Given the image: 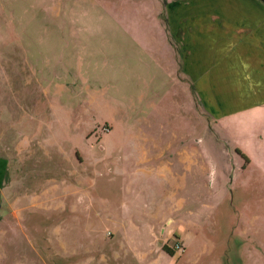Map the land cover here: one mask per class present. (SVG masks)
<instances>
[{
	"label": "rangeland",
	"instance_id": "1",
	"mask_svg": "<svg viewBox=\"0 0 264 264\" xmlns=\"http://www.w3.org/2000/svg\"><path fill=\"white\" fill-rule=\"evenodd\" d=\"M262 1L254 0L264 10ZM165 2L0 0V264H264V111L217 117L188 84L171 87L164 72L157 75L170 63L159 29ZM71 60L80 72L65 68ZM144 87L139 138L137 89ZM167 162L175 183L136 173ZM172 199L185 201L172 215L192 235L172 257L162 250L157 258L146 232L140 252H120L117 227L97 217L106 201L153 214ZM232 208L239 248L229 255L221 252ZM138 221L160 235L156 221ZM176 238L161 236L162 244L170 248ZM204 243L211 252L200 255Z\"/></svg>",
	"mask_w": 264,
	"mask_h": 264
},
{
	"label": "crops",
	"instance_id": "2",
	"mask_svg": "<svg viewBox=\"0 0 264 264\" xmlns=\"http://www.w3.org/2000/svg\"><path fill=\"white\" fill-rule=\"evenodd\" d=\"M225 1L226 3L223 4V0H213L210 6H206V4H202L204 0H166L163 12L161 13L166 15V21L159 23V29L161 30L162 37L167 41L170 63L166 64L164 68L159 65L156 68L158 69L157 75L162 76V72H164L165 75L163 77L165 80H169L171 87L188 84L189 95H197L204 109L213 111L220 118H227L233 115L238 116L245 113V111L248 112L253 109L259 110L262 108L264 111V20L261 22L253 20L255 19V13L264 16V10L257 7L254 0ZM262 3L264 6V1ZM253 13V17H250L249 15ZM207 14L211 16L210 19L206 17ZM54 29H57V25H54ZM250 30L254 31L249 33ZM71 61L66 63L65 68H71V70L74 69L80 72L79 69L75 68L73 60ZM61 62L55 59V68L53 70L62 76V71L66 69H64V65ZM224 63H230L229 68ZM59 65L61 68L57 69ZM210 67L212 72L208 76L206 75V71ZM248 74L252 76L251 81L247 78ZM77 76L89 77L86 73L85 75L77 73ZM257 76L261 79H254ZM185 78L188 80L187 82L184 80ZM181 81H184V83ZM251 83L252 86L250 88L249 84ZM253 86H256V88L254 89ZM190 87L193 88V92ZM258 91L259 94H257ZM137 92L138 97L136 102L141 106L142 113L139 118L141 120L137 122L136 135L141 138V136H145L143 125L147 122L144 110V102L146 101L145 87L144 90L143 88L137 89ZM212 96L214 103L210 101ZM249 98L251 99V104L249 105L253 106L250 107L248 104L242 106ZM255 103H261L262 106H259L260 108L254 107ZM177 154L181 155V153ZM252 154L254 157L251 154H246V156L243 154L247 159L246 161L260 158L258 152ZM163 155V152H156L154 158L160 159ZM262 156L264 157V154ZM0 159L2 160L1 157ZM1 163L4 164V162L0 161V166H3ZM170 163L167 162L166 165H158L148 170L137 169L136 173L154 174L160 180H164L165 176L169 175L166 181L175 183L176 169ZM259 165L264 167V162H260ZM2 182L3 178L0 181V195ZM184 204L185 201L180 199H172L170 204L167 201H161L156 206L157 210H154L152 214L144 208L139 209L136 203H134L131 210V208H128V204L123 201L112 203L106 201L104 204L106 211L102 214L101 211H98L97 217L99 219L102 216L101 219L113 223L117 227L118 234L116 239H118L120 252L125 249L133 254L140 252L138 246L142 243L141 239L145 237L146 232L149 236L148 238L151 239L149 245L153 246L157 244L154 254L159 258V254L164 246L161 236L173 234L183 246L186 239L191 240L192 235L182 225L183 223L180 224L181 219H174V215H172L176 211L175 207L179 209ZM230 206H233V204L231 203ZM204 207L206 208V205ZM233 211L232 208L227 213H224L227 222L231 221V226L229 229V239L224 242L226 246H223L226 248L221 252L222 254L229 253L230 255V253L235 252L239 248V242L235 238L238 234L239 224H235L234 222L235 216L233 217ZM145 218H151L153 221H156V229H161L160 235L154 232V226L146 227L140 224L138 220ZM200 219L202 220L203 218L201 217ZM175 222H179L178 227L173 226ZM169 223L170 225L167 228L164 227V225ZM200 223L198 224V230L203 232V224L205 222H202V225ZM242 228L243 236L248 239L251 235L248 223L244 227L242 226ZM110 237H112V234ZM201 239L203 240V236ZM210 252L207 245L205 243L202 244L200 255ZM145 255L146 253L141 255L140 261L143 259L146 261L148 255ZM153 262H156V259L150 258L149 263ZM103 264L108 263L103 262Z\"/></svg>",
	"mask_w": 264,
	"mask_h": 264
},
{
	"label": "built area",
	"instance_id": "3",
	"mask_svg": "<svg viewBox=\"0 0 264 264\" xmlns=\"http://www.w3.org/2000/svg\"><path fill=\"white\" fill-rule=\"evenodd\" d=\"M170 249H172L173 251H180V252H183L185 250L182 243L180 241H178L177 239L170 246Z\"/></svg>",
	"mask_w": 264,
	"mask_h": 264
},
{
	"label": "trees",
	"instance_id": "4",
	"mask_svg": "<svg viewBox=\"0 0 264 264\" xmlns=\"http://www.w3.org/2000/svg\"><path fill=\"white\" fill-rule=\"evenodd\" d=\"M162 250H163L166 254H168L169 256H171V257L174 255L173 250L170 249V248H168L166 245H164V246L162 247Z\"/></svg>",
	"mask_w": 264,
	"mask_h": 264
}]
</instances>
